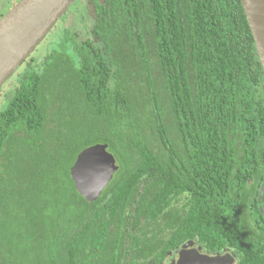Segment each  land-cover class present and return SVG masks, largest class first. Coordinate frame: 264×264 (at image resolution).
<instances>
[{
  "label": "trees",
  "instance_id": "obj_1",
  "mask_svg": "<svg viewBox=\"0 0 264 264\" xmlns=\"http://www.w3.org/2000/svg\"><path fill=\"white\" fill-rule=\"evenodd\" d=\"M92 5L93 36L31 55L0 111V264H161L190 240L264 264V69L242 1ZM98 143L118 170L88 201L71 169Z\"/></svg>",
  "mask_w": 264,
  "mask_h": 264
},
{
  "label": "water",
  "instance_id": "obj_2",
  "mask_svg": "<svg viewBox=\"0 0 264 264\" xmlns=\"http://www.w3.org/2000/svg\"><path fill=\"white\" fill-rule=\"evenodd\" d=\"M241 1L264 69V0ZM75 2L19 0L0 19V88L35 52ZM117 170L116 158L108 151V144L98 143L78 155L71 174L78 191L88 201H95ZM222 261L187 245L180 251L175 264H228Z\"/></svg>",
  "mask_w": 264,
  "mask_h": 264
},
{
  "label": "rangeland",
  "instance_id": "obj_3",
  "mask_svg": "<svg viewBox=\"0 0 264 264\" xmlns=\"http://www.w3.org/2000/svg\"><path fill=\"white\" fill-rule=\"evenodd\" d=\"M18 1L19 0H0V19L18 3ZM87 1L89 2V0H76L68 12L58 21L54 29L32 54L36 61H34V64L31 66L38 67L44 61L45 56L63 40L66 29H70L78 40L93 36L92 28L95 22V10L94 6L90 4V2L87 3ZM29 68L30 66H25L23 69H18V71H16V73L0 88V111L6 108L11 99L10 97L19 84L21 75L24 70L26 71Z\"/></svg>",
  "mask_w": 264,
  "mask_h": 264
},
{
  "label": "flooded vegetation",
  "instance_id": "obj_4",
  "mask_svg": "<svg viewBox=\"0 0 264 264\" xmlns=\"http://www.w3.org/2000/svg\"><path fill=\"white\" fill-rule=\"evenodd\" d=\"M90 4H92V0H89ZM87 1V3H89ZM254 183L253 179L248 180L247 182V187L251 188L252 184ZM258 185L260 184V181H257ZM261 191H263V195L259 194ZM258 195L256 194V192L254 193V195L252 196L253 199H255L256 195H257V204L253 207L256 208H260L261 211H264L263 206L264 205V186H261V189L259 191ZM261 195V197H259ZM187 245L196 248L198 251H200L202 254L205 255H209L211 257H219L221 260L228 262V264H238L239 262V257H240V253L235 250L234 248L228 246V247H224L223 250L221 251H216L215 253L211 254V251H207L203 248V246L201 244H197L194 240H190L188 241L183 247L178 248L176 251L174 252H170L169 258L167 260H165L164 262H162L161 264H175V262L179 259V253L181 250H183ZM222 261V262H223Z\"/></svg>",
  "mask_w": 264,
  "mask_h": 264
}]
</instances>
